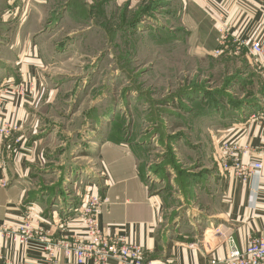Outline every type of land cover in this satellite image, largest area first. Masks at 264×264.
Instances as JSON below:
<instances>
[{"label":"rangeland","instance_id":"obj_1","mask_svg":"<svg viewBox=\"0 0 264 264\" xmlns=\"http://www.w3.org/2000/svg\"><path fill=\"white\" fill-rule=\"evenodd\" d=\"M44 1L41 36L49 48L26 133L43 148L32 172L41 215L63 220L86 192L101 196L95 149L109 128L108 139L138 153L150 190L161 193L182 238L200 244L206 215L195 207L205 206L209 193L197 169H218L210 133L226 124L227 113L244 104H257L250 115L264 108L261 71L243 48L215 56L218 33L189 0ZM26 81L4 85H23L26 97L34 85ZM214 107L223 115H199ZM208 236L211 244L219 238Z\"/></svg>","mask_w":264,"mask_h":264},{"label":"crops","instance_id":"obj_2","mask_svg":"<svg viewBox=\"0 0 264 264\" xmlns=\"http://www.w3.org/2000/svg\"><path fill=\"white\" fill-rule=\"evenodd\" d=\"M189 1L202 11L218 33L217 47L220 27L225 28L231 39L264 41V0ZM47 4L44 0H0V86L18 79L24 83L28 79L34 84L28 87V96L24 94V101L14 88L6 89L4 118L16 130L0 141V180L7 182L5 188L0 187V223L17 226L26 207L33 206L47 233L56 236L52 224L59 218L57 213L54 212L49 218L43 217L41 211L44 208L37 205L35 194H32V172L41 166L42 144L30 143L26 136L29 115L44 84V72L39 71V65H43L42 55L49 48L46 38L41 36L48 18L44 13ZM17 25L15 36L9 38ZM256 107L257 104H244L239 112L227 113L226 124L210 133L216 163L220 162L215 150L218 140L226 138L251 147L262 142L264 131L261 125L256 120H248L252 114L250 111ZM216 114L223 115V112L214 107L205 112L201 110L199 115L212 117ZM257 114L264 119V108H260ZM108 133L109 128L104 129V135L97 141L95 149L97 166L104 176V184L100 187L104 201L97 215L104 233L123 236L141 246L146 260L151 264H209L213 257L223 256L225 246L220 237L212 242L214 250L210 254L204 253L198 243L182 238L179 221L166 214L169 207L165 206L161 193L150 190L138 153L124 141L108 139ZM254 161H262L264 166V156L260 152L242 156L245 164ZM197 170L200 175L198 180L206 182L204 191L209 193L205 206L195 207L200 214L206 215L200 227L205 241H208V234L212 231L223 235L231 233L238 245L245 247L250 237L260 235L264 222V168L261 179L251 176L246 182L228 176L220 166L216 169L215 165L214 168L204 165ZM191 214L196 224L200 223L199 215L193 217L194 213ZM75 234L83 233L78 231ZM39 253L34 248L23 249L17 243L3 242L0 264H43ZM60 264L74 263L61 259Z\"/></svg>","mask_w":264,"mask_h":264},{"label":"built area","instance_id":"obj_3","mask_svg":"<svg viewBox=\"0 0 264 264\" xmlns=\"http://www.w3.org/2000/svg\"><path fill=\"white\" fill-rule=\"evenodd\" d=\"M219 46L213 51L215 56L235 54L239 48L246 50L251 60L261 71L264 80V41L254 39L248 42L231 39L224 27H220ZM25 87L20 85L14 89L21 98ZM6 87L0 86V141L16 130L4 118V95ZM259 114L250 115L248 120L258 122L264 131V119ZM217 153L222 172L246 182L251 176L263 177L262 161L248 164L242 162V156L251 152H260L264 156V139L251 147L239 145L230 140L218 142ZM230 174V175H229ZM7 182L0 180V187L5 188ZM104 200L99 195L86 192L80 206L74 208L64 219L54 220L56 236H50L42 226L41 219L34 213L33 206H27L17 226L0 223V247L3 242L17 243L21 248H34L40 253L43 264H60L61 259L74 264H151L146 260L143 248L129 242L123 236H109L101 229L97 215ZM82 231V235L75 234ZM225 246L223 256L213 257L209 264H264V222L260 235L250 237L245 247H240L233 234L215 232ZM199 246L206 254L214 250L210 240L205 241V234ZM0 260L2 257L0 256Z\"/></svg>","mask_w":264,"mask_h":264},{"label":"bare ground","instance_id":"obj_4","mask_svg":"<svg viewBox=\"0 0 264 264\" xmlns=\"http://www.w3.org/2000/svg\"><path fill=\"white\" fill-rule=\"evenodd\" d=\"M207 241V240H206Z\"/></svg>","mask_w":264,"mask_h":264}]
</instances>
